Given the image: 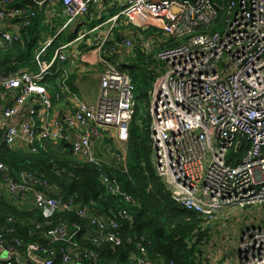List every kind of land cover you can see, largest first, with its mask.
Instances as JSON below:
<instances>
[{"label":"built area","instance_id":"1","mask_svg":"<svg viewBox=\"0 0 264 264\" xmlns=\"http://www.w3.org/2000/svg\"><path fill=\"white\" fill-rule=\"evenodd\" d=\"M24 1L0 0V58L5 47L23 41L27 33L23 30L44 9V21L58 18L62 32L101 0ZM119 2L121 10L101 23L105 15L95 10L99 24L80 29L74 39L58 43L53 36L37 46L30 59L36 71L5 72L0 59V95L12 98L11 105L0 106V134L6 143H25L33 151L46 142L69 143L75 155L96 165L104 162L95 150L101 138L127 145L136 86L120 63L121 57L134 54L136 41L127 34L118 45H106L114 27L126 19L143 29L156 26L166 37L193 36L186 45L157 53L168 69L155 78L149 91L154 164L172 200L182 210L211 221L227 207L264 203V0ZM223 8L224 29L202 31L211 27ZM154 37L150 35L146 48L157 43L150 42ZM67 63L69 71L83 63L102 67L96 102L83 98L67 76L60 80L58 92H51L46 80L60 75ZM9 67L15 68L14 60ZM54 98L70 101L75 111L57 112ZM114 159L122 162L125 156L114 154ZM0 177L13 201L30 203L47 215L76 211L88 221L85 227L64 224L48 229L46 238L64 243L51 250L29 245L22 253L0 233V264H175L151 257L141 237L129 239L132 247L123 261L103 257L100 248L118 249L126 243L123 226L132 224L131 210L138 202L107 172L99 178L109 193L123 198L124 206L105 213L48 196L36 188V183L47 187L46 179L15 173L1 161ZM244 234L231 264H264V226ZM79 235L99 249L86 248Z\"/></svg>","mask_w":264,"mask_h":264},{"label":"trees","instance_id":"2","mask_svg":"<svg viewBox=\"0 0 264 264\" xmlns=\"http://www.w3.org/2000/svg\"><path fill=\"white\" fill-rule=\"evenodd\" d=\"M219 14L211 27L203 28L202 31L223 30L224 25L220 21H224L226 10L221 9ZM41 18L39 15L32 26L23 30L27 32L23 41L5 47L2 51L0 59L3 71L15 70L9 67L13 61L10 55L22 61L32 57L34 42L30 39L32 34L30 31ZM151 29L163 34L157 28L151 27ZM128 33L134 35L136 41L134 55L128 58L126 63L125 60L122 61L121 67L132 75L139 96L136 97L135 113L129 126L125 159L118 162L113 158L109 163L104 161L103 164L96 165L75 155L69 144L47 142L33 151L8 145L4 134L1 133L0 161L14 172H27L37 179H46L49 183L47 187L36 183V188L48 196L72 201L77 206H88L98 213L108 212L112 208L118 209L120 205L124 206L123 198L109 193L99 178L101 172L116 177L122 189L138 202L131 210L132 224L123 226L126 243L118 249L110 246L100 248L99 251L103 253L105 259L123 261L132 247L128 242L129 239L135 241L141 237L146 241L147 251L151 257L172 260L175 264H211L212 261L207 255L208 249L206 250L211 241L209 232L205 228L210 220L178 207L172 200L164 180L158 176L154 164L149 91L157 77L156 66L162 61L157 58V53H154V56L147 55L146 49L140 46L138 39L141 35L155 36L156 33H148L146 29L139 28L124 19L114 27L113 36L106 45H118ZM77 34V31H71L67 40L74 39ZM59 37L61 38L59 40H65L63 32ZM169 45L172 46V42ZM148 50L153 51L154 46L151 45ZM51 92L54 94L58 89H51ZM259 204L264 205V203ZM87 222L80 218L76 211L47 215L35 206L17 204L4 194H0V233L9 244H13L22 253L27 252L29 245H36L46 250L59 248L64 243L53 242L46 238L45 232L48 229L64 224H80L85 227ZM78 239L86 248H98L81 235ZM16 240H19L20 244H16Z\"/></svg>","mask_w":264,"mask_h":264},{"label":"rangeland","instance_id":"3","mask_svg":"<svg viewBox=\"0 0 264 264\" xmlns=\"http://www.w3.org/2000/svg\"><path fill=\"white\" fill-rule=\"evenodd\" d=\"M99 11H100L99 14L102 15V13L107 10L100 8ZM219 15L217 16V18L219 17ZM93 18L96 19L94 24L99 22L98 20L100 18H98L95 10L92 8L90 12L82 15L79 19H77L73 23V25L70 26V28H68L64 32L65 39L67 40L70 32L74 31L77 27H79V25L82 26L80 29L87 30L90 26L93 25V23L91 22ZM104 20L105 19H102L100 22ZM53 23H54V20H52V25ZM108 25L109 23L105 27H107ZM60 27L61 25L55 29H53L52 26L51 27L48 26L46 27V29L44 28L42 32V37H40L41 39L40 41H38L37 46H40L41 43L43 42V39H44L43 33L53 36L57 33ZM214 27L216 28V23L214 24ZM39 29L41 30V28ZM146 31L148 33H156L154 32V30L151 29V27L146 28ZM159 34L160 33H158V36L160 37ZM161 35L162 37H165V38L160 40V38H162L160 37L159 40L158 41L156 40V41L159 44L162 43L161 44L162 46L167 45V47L171 46L169 45L171 42H172V45L179 43V45H177L176 47H181L182 45L188 44L189 41L193 38V36L189 38V36H186V35H180V36H173V35L170 36L169 35L167 37L163 34ZM149 38L150 36L141 35L139 36L138 42L139 44L147 43L146 45L148 46ZM166 39L167 41H165ZM152 45L154 47L157 46L156 43H153ZM144 49L148 50V48L146 47H144ZM18 67H22V65L18 64ZM156 67H157L156 76L164 73L168 69L167 64L164 62L157 64ZM81 93L83 94L84 97L87 96L88 99H92V98L95 99L96 94H97V82L84 80L82 87H81ZM135 94H136V97L138 98L139 92L137 89H136ZM142 104L144 105V101H142ZM149 109H150V106H149ZM150 129H151V126H150ZM107 142L108 140L106 141L102 139L101 144L99 145V141H97L95 143V149L97 151L102 150V147L106 146ZM103 151L104 150H102V152ZM119 151L123 152L124 150H119ZM115 152L117 153V151ZM105 158H108V157H105ZM260 226H264V205L263 204L254 205V206L245 207V208L227 207L223 212L218 213L216 217L213 218L212 221L210 220L208 225L207 224L205 225V228L209 232V239L211 241L207 246L208 248L206 247V250L208 249L207 255L210 258L214 259V260L211 259V261H213L212 264H216V263L225 264V262L226 264H231L235 258L236 246L239 240L244 237L245 235L244 232H246L247 229H250L253 227H260Z\"/></svg>","mask_w":264,"mask_h":264},{"label":"crops","instance_id":"4","mask_svg":"<svg viewBox=\"0 0 264 264\" xmlns=\"http://www.w3.org/2000/svg\"><path fill=\"white\" fill-rule=\"evenodd\" d=\"M117 2L119 3V6H113L114 3H117ZM105 5L110 6V7H119L118 9H113V8H110L109 7V9L107 11H104L103 12V15H105L104 16L105 17V20H108L112 15L118 13L121 10L120 7H123V6H121L119 0H101L100 3L94 4V7L93 8H94V10H98V9H100L102 7L105 8ZM41 17L42 18L35 24L34 28L30 31V32H32V34H31L32 36L30 35V39L33 40V42L35 43L33 45V47H34L33 48V53H32V57L30 59H32L33 56H34V49L37 48V43H38V41H40V39H41L40 37H42V32H43L44 28L46 29V27H48V26L51 27L52 26V28L55 29V28H57L58 25H61L62 24L61 20L59 21L58 18H55L54 19L53 25H52V20L50 22H48V23L46 21H44V19L46 20V17H45V9H44V11H42ZM95 21H96V19L93 18L92 21H91L93 23V25L90 26L88 29H91L94 26H96L97 24H99V23H95L94 24ZM80 26L81 25H79V27H77L74 31L79 32ZM152 27L156 28V26H152ZM39 28H41V30ZM62 32L64 34L65 31H62ZM62 32L57 31V33L55 35H53V36L54 37L57 36L56 39L59 40V39H61L59 37V34H61ZM159 35H160V37H162L161 33ZM43 36H44L43 42L46 39L53 37V36H50L49 34H45V33H43ZM160 37L158 36V33H156L155 37L152 40H150V42H152L153 40H155V41L157 40L158 41ZM163 38H165V37H163ZM65 40H59V41H65ZM165 41H167V39ZM161 44L160 45H157V47L155 46L153 51H149V50L147 51L146 50L147 55H152L153 54V56H154V53H157V51H159L160 49H162L164 47H167V45H163L162 46ZM140 46L142 48H144L145 47V43H141ZM133 55L132 56L131 55H128V56L121 57L122 58L121 59V62L124 61V60H126L125 61V63H126L128 61V58L133 57ZM10 56L14 60V63H15V68L14 69L15 70L16 69H27V70H32V71L35 70L36 71L37 66H34L33 62H31L30 59H27L25 61H22V60L18 59L16 56H12V55H10ZM44 59L50 60V58L47 57V56H45ZM18 64H21L22 67H18ZM121 64L122 63H120V65ZM70 66L71 65L69 63H67L65 65L63 64V70H61V74L60 75L54 76V78L52 80H51V77H49L46 80L47 86L49 87V89L50 90L51 89L55 90L56 88H58L60 80L62 78H64L65 76H67V82L70 85L74 86L75 89L82 96H83V94L81 93V87H82L83 81L84 80H87V81H96L97 82V94H98V88H99V70L102 67L101 66H98V65H92L91 63H83V66L73 67L72 70L69 71L66 68H68ZM97 94H96V98L95 99H93V98L92 99H88L87 96H85L87 99L84 96H83V98H85L89 102L94 103L97 100ZM2 97H3V99L1 100V103H0L1 104L0 105L1 108L4 107L5 105H11L12 104V98H10V96L5 97V96H1L0 95V99ZM54 99H55L54 100V104H55V107H56L57 112H60L62 114H66V113H72V112L75 111V107H74V105L70 101H67V100L60 101V100H56V98H54ZM102 139H104V140L107 141L106 138H101L99 140V145L101 144V140ZM108 140H110V139H108ZM53 143H61V142H53ZM66 144H69V143H66ZM12 146L26 148V149L31 150V147L28 146L25 143H19L17 145H12ZM126 148H127V145H124L122 142H119L116 139H114V140L111 139V141H108L107 142V145L106 146L102 147V150H104L103 152H102V150H98V151L96 149L95 150H96V152L98 154H100V155L102 154V158H103L104 161L107 160L106 162H108V161L111 162L113 160V158H114V154L115 155H120V156L123 154V156H125L126 153L124 151L122 152V151H119V150H126ZM115 151H117V153ZM105 157H108V158H105ZM15 173H17V172H15ZM0 182H1V179H0ZM0 194H4L5 196L8 197V193H7L6 187H4L1 184H0ZM16 203L17 204H21V203H18V201H16ZM21 205L33 206L32 204L25 203V202L23 204H21ZM236 251H237V246H236Z\"/></svg>","mask_w":264,"mask_h":264},{"label":"bare ground","instance_id":"5","mask_svg":"<svg viewBox=\"0 0 264 264\" xmlns=\"http://www.w3.org/2000/svg\"><path fill=\"white\" fill-rule=\"evenodd\" d=\"M177 45H179V43H177V44H175V45H172V46H170V47H164V48L160 49L159 51H157V53L160 52V51H162V50H164V49L174 48V47H176ZM145 47H146V44H145ZM147 51H148V50H147ZM135 92H136V89H135ZM149 113H150V111H149ZM151 123H152V122H151Z\"/></svg>","mask_w":264,"mask_h":264},{"label":"water","instance_id":"6","mask_svg":"<svg viewBox=\"0 0 264 264\" xmlns=\"http://www.w3.org/2000/svg\"><path fill=\"white\" fill-rule=\"evenodd\" d=\"M21 260L24 261V258H22Z\"/></svg>","mask_w":264,"mask_h":264}]
</instances>
